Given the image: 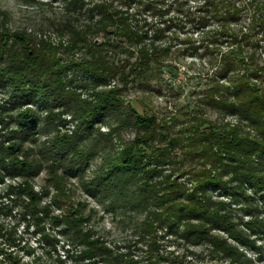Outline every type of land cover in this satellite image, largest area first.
<instances>
[{
    "label": "rangeland",
    "instance_id": "374dc122",
    "mask_svg": "<svg viewBox=\"0 0 264 264\" xmlns=\"http://www.w3.org/2000/svg\"><path fill=\"white\" fill-rule=\"evenodd\" d=\"M146 1L83 0L79 17L85 18L88 7L99 8L97 5L106 4L117 11H129L132 23L148 27L151 35L156 28H163L155 38L159 44L168 47L160 65L152 63L154 69L148 72V78L136 81L137 76L127 73L132 69L130 64L136 61V54L121 53L120 68L126 72L124 76L112 74L105 80L95 82L82 66L74 64L66 70L68 77H75L73 84L69 85L82 99L94 102L97 101V94L114 89L122 104L120 109L132 105L140 112L155 113L160 119L169 120L170 116H175L186 121L189 118L187 114L197 112L216 124L220 123L222 127L225 124L240 126L243 134L261 141L264 138V106L255 115L249 112L247 106L249 116H246L240 104L243 97L233 96V87L239 84L241 88L247 85V99L250 90L264 97V33L258 25L253 26L250 19L252 4L248 2L247 5L249 0H237L240 16L234 23L228 18H209V10L200 8L203 0H183L182 6L174 4V0H158L162 4L160 6L169 5L164 12L166 18L157 12L148 13L144 6ZM68 2L0 0V38L5 36V31L28 32L36 35L32 38L34 40L42 39L55 45L58 49L56 57L62 59L61 62L70 58L80 59L83 54L80 49L70 48L68 34L58 33L49 23V19L58 17ZM187 9L196 13L195 18H191ZM203 16L207 20L200 25L198 17ZM169 17L174 21L166 25L164 21H168ZM143 19L146 21L143 22ZM251 27L253 30H250ZM114 37L113 26H107L103 34L95 35L92 39L94 43L112 42ZM11 39L7 47L12 43ZM121 39L125 45L129 44ZM148 39L145 38L146 41ZM19 41L20 38L14 40L13 44L18 45ZM0 63L5 62L0 60ZM256 65L259 66L258 74L254 72ZM216 82L228 86L227 91H230L226 94L225 104L221 106L209 104V95ZM80 83L83 86H78ZM11 86L9 82H0V264H7L6 253L11 250L18 252L22 260L36 264H88L89 259L82 253L83 247L65 233L62 224L66 218H75L78 213L85 217L83 226L90 234L100 238L111 250L139 261L144 259L145 262L148 249L152 248L162 256L158 257L161 259L159 264H264V186L256 178L264 175V168L261 156L255 154L252 148L245 147L239 153L241 158L248 161L245 166L220 162L214 164L217 166L205 165L217 177L215 186H211L207 192L212 206L218 207L222 214L225 212L235 227L244 231L249 239L244 244L229 236L222 226H209V234L224 237L237 247L240 252L236 259L237 255L231 258L218 252L210 239L186 238L181 232L183 222L178 224L180 228L175 232L168 216L154 212L158 210L155 205L145 209L143 204H123L116 201L113 195L93 194L86 189V184L105 158L120 152L125 141L135 139L132 125L119 126L117 119L109 117L96 120L86 143H93V137H96L102 147L105 144L107 147L97 150L85 171L79 172V175L68 174L59 166L60 160L50 158L45 148L53 145L58 137L74 133L80 125L78 118L63 103H53L47 109L37 100L18 99L13 96ZM214 97L219 101L218 96ZM230 101L238 105L232 108L226 106ZM26 109L36 114V132L31 139L14 142L10 133L18 126L17 114ZM13 143L15 148L5 154L4 147ZM214 149L222 154L221 157L228 155L216 145ZM14 157L24 163L36 164L27 174L20 170L14 172ZM223 159L228 161L227 158ZM185 163L180 164L181 169H173L168 164L162 166L152 180L175 178L182 182L186 190H191L198 183L193 169L200 171L204 165L199 161ZM155 164V161L150 162V167ZM235 170H238L236 174ZM26 205L48 211L45 214L40 212L44 215L42 224L35 223V214H26ZM150 221L152 225L147 226ZM48 234L54 241L49 240ZM10 238L14 239L13 246L9 244Z\"/></svg>",
    "mask_w": 264,
    "mask_h": 264
},
{
    "label": "trees",
    "instance_id": "16d2710c",
    "mask_svg": "<svg viewBox=\"0 0 264 264\" xmlns=\"http://www.w3.org/2000/svg\"><path fill=\"white\" fill-rule=\"evenodd\" d=\"M183 2V0H174V4L178 6L184 5ZM248 2L252 4L250 19L253 26L258 25L264 33V0H249L247 5ZM83 4V0H69L58 17L53 16L49 19L50 25L58 33L68 34L67 43L70 44V48L81 50L83 56L80 59L70 58L63 63L62 59L56 57L58 49L56 50L52 43L42 39L34 40L32 38L36 35L33 36L28 32L5 31L3 33L5 36L0 38V60L5 62L0 63V82L11 83L12 94L18 99L37 100L47 109H50L53 103H63L78 118L80 125L74 133L58 137L53 145L48 149L45 148L50 158L60 160L59 166L68 174L79 175V172L85 171L86 165L90 159L92 160L97 150L107 147V144L102 147L101 141L96 140V137H93V143H86L96 120L109 117L117 119L119 126L132 125L136 133L135 139L131 142L125 141L120 152L111 158H105L86 184V189L93 194L113 195L116 201H121L123 204H143L145 209L155 205L158 210L154 212L168 216L172 227L174 224L175 232H178L180 228L178 224L183 222L181 232L186 238L210 239L218 252L228 254L231 258L237 255L236 259H238L240 251L235 245L229 243L224 237L209 234V226L215 224L225 228L228 235L238 242L247 244L249 240L247 234L237 229L225 212L222 214L218 207L212 206L207 192L211 186H215L217 177L211 174L205 165L208 163L217 166L214 164L220 162L224 165L245 166L247 160L241 158L239 153L247 147L261 156L264 168V138L261 141L252 140L242 133L240 126L225 124L222 127L220 123L216 124L197 112L192 115L186 113L189 118L184 121L175 116H170L169 120L160 119L155 113L140 112L132 105L126 109H120L122 104L119 97L115 95L114 89L109 90L108 93L104 91L97 94L95 102L82 99L75 88L69 85L73 84L75 77L66 75V70L72 65L82 66L96 82L98 79L105 80V77L112 74L118 73L124 76L126 72L120 68L122 59L119 54L134 53L136 61L130 64L132 69H129L127 73L131 72L133 76H137L136 81H144L148 78V72L154 69L152 63L160 65L163 55H166L168 50L167 45L159 44L155 40L163 28H156L151 35L148 27L143 28V25L132 23L129 11L121 9L117 11V9H111L112 5L106 4L97 5L99 8L88 7L85 18L81 19L79 14ZM160 5L162 4L158 0H147L144 4L148 13L157 12L166 18L164 12L169 5ZM200 8L209 10L207 15L209 18L220 20L228 18L231 23L236 22L240 16L237 0H203ZM187 11L191 18H195L196 13L191 9ZM198 19V24L202 25L205 24L207 17H198ZM143 20V22L146 21V19ZM173 21V18L169 17L164 23L169 25ZM107 26L114 28L113 41L94 43L93 36L103 34ZM251 28L250 30H253V27ZM10 38L12 43L7 47L6 44ZM18 38H20L18 45H14L13 41ZM121 38L129 44L125 45ZM145 38L150 39L146 41ZM130 45L134 47L131 48ZM224 68H227V65H224ZM243 69L247 71V68L243 67ZM258 70L259 66L256 65L254 72L258 74ZM78 86L83 85L80 83ZM233 88L234 97H243L240 104L246 116H249L247 106L249 112H253L254 115L258 113L262 105L264 106V97L261 93L250 90L247 99V85L241 88L239 84H235ZM227 89L229 87L220 82L214 83L212 94L209 95L211 101L209 104L214 106L225 104L226 94L230 93ZM214 96H218L219 101H216ZM236 105L238 104L235 101L226 103V106L230 108ZM17 119L18 126L12 129L11 140L20 143L31 139L37 129V117L34 111L26 109L19 112ZM214 145L223 149L224 154L227 152L228 155L221 157L222 154L215 151ZM14 148V143L4 147L5 154L10 153ZM223 158H227L228 161ZM152 161L156 164L150 167ZM187 161L192 163L199 161L204 165V168L199 169L200 171L193 169L192 173H195L194 177L198 183L191 190H186L182 182L175 178L152 180L153 176L163 168L162 166L168 164L173 169H181L180 164L185 165ZM12 164L14 172L20 170L23 174H27L33 170L36 162L24 163L14 157ZM237 172L238 170H235V174ZM256 178H259L264 186V175ZM25 208L26 214L36 215L35 223L38 225L43 222V214L48 213L45 209L38 210L35 205H26ZM84 220L82 213H78L75 218H66L62 224L65 226V233L83 247L82 253L89 259L88 264H159L161 259L158 257L162 256H159L152 248L148 249L145 262L144 259L139 261L132 256L111 250L100 238L94 237L84 228ZM151 225L150 221L147 226ZM47 236L49 240L54 241L50 234ZM13 240V238L8 239L11 246H13ZM154 252L158 255L157 257ZM6 257L7 264H36L33 261L22 260L18 252L13 253L12 250L6 253Z\"/></svg>",
    "mask_w": 264,
    "mask_h": 264
}]
</instances>
